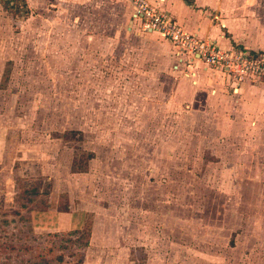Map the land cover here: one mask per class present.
Returning <instances> with one entry per match:
<instances>
[{
	"label": "rangeland",
	"instance_id": "1",
	"mask_svg": "<svg viewBox=\"0 0 264 264\" xmlns=\"http://www.w3.org/2000/svg\"><path fill=\"white\" fill-rule=\"evenodd\" d=\"M26 1L0 0V264H264V178L176 102L173 44L131 0Z\"/></svg>",
	"mask_w": 264,
	"mask_h": 264
},
{
	"label": "crops",
	"instance_id": "2",
	"mask_svg": "<svg viewBox=\"0 0 264 264\" xmlns=\"http://www.w3.org/2000/svg\"><path fill=\"white\" fill-rule=\"evenodd\" d=\"M150 1L169 12L189 32L216 39L225 48L264 50V12L250 5L254 0ZM128 11L129 18L137 22L133 5ZM174 68L180 76L175 83L176 102L187 103L190 113L193 108H205V113L212 116L211 126L215 117L224 118L212 127H218L224 136L235 133L237 145L248 149L239 156V174L246 171L243 163L252 156L247 177L264 178V85L245 81L234 88L226 74L198 60L188 64L186 59L178 58ZM226 173L235 177L229 165Z\"/></svg>",
	"mask_w": 264,
	"mask_h": 264
},
{
	"label": "built area",
	"instance_id": "3",
	"mask_svg": "<svg viewBox=\"0 0 264 264\" xmlns=\"http://www.w3.org/2000/svg\"><path fill=\"white\" fill-rule=\"evenodd\" d=\"M134 18L150 32L169 40L180 60L200 61L226 74L234 88L245 81L264 85V50L225 48L216 39L203 38L186 30L169 12L150 0H131Z\"/></svg>",
	"mask_w": 264,
	"mask_h": 264
},
{
	"label": "trees",
	"instance_id": "4",
	"mask_svg": "<svg viewBox=\"0 0 264 264\" xmlns=\"http://www.w3.org/2000/svg\"><path fill=\"white\" fill-rule=\"evenodd\" d=\"M2 5L8 10L13 12V14L17 15L21 13L22 11L25 12L26 14L29 13V6L27 5L26 0H1ZM67 208H65L63 211H66ZM77 233H82V230H75ZM88 232H85L86 234L84 235L86 237V242H84L83 246L86 247L89 245L90 240H91V230L87 229ZM89 239V241H88Z\"/></svg>",
	"mask_w": 264,
	"mask_h": 264
}]
</instances>
